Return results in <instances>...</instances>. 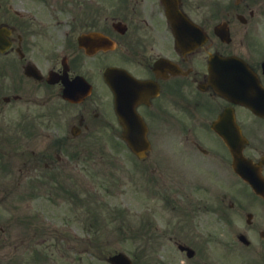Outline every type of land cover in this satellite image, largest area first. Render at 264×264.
<instances>
[{
    "label": "flooded vegetation",
    "instance_id": "af4514ba",
    "mask_svg": "<svg viewBox=\"0 0 264 264\" xmlns=\"http://www.w3.org/2000/svg\"><path fill=\"white\" fill-rule=\"evenodd\" d=\"M11 2L0 24L9 31V49L0 55V202L18 205L25 218L16 220L21 238L11 244L38 245L27 232L44 238L33 230V215L43 219L44 211L68 226L66 234L46 222L56 252L75 249V239L90 247L70 229L76 205L85 210L89 202L76 183L86 178L75 172L82 160L86 167L106 161L108 133L120 176L135 184L136 195L145 188L148 209L139 215L155 216V201L163 204L164 229L148 224L157 229L147 241L165 247V264H264V215L257 213L264 210L256 208L264 200L248 194L246 209L239 207L240 178L213 128L235 116L249 139L244 154L264 174V117L216 90L218 73H230L222 81H242L247 97L264 103V0H33L28 14ZM30 105L36 107L27 114ZM135 113L150 141L143 158L123 139L141 133L131 124ZM35 201L41 216L25 208ZM57 207L64 215L55 220Z\"/></svg>",
    "mask_w": 264,
    "mask_h": 264
},
{
    "label": "rangeland",
    "instance_id": "374dc122",
    "mask_svg": "<svg viewBox=\"0 0 264 264\" xmlns=\"http://www.w3.org/2000/svg\"><path fill=\"white\" fill-rule=\"evenodd\" d=\"M8 1V0H5ZM12 1L11 4L14 7V10L20 11V12H32L33 9H35V3H33V0H9ZM6 11L3 10L0 16V23L4 22L6 19ZM35 105H30L26 107L27 114H31L30 112H33L35 110ZM25 110V106H22L21 112ZM10 118L14 119V114L16 113L15 110H10ZM14 121H12L13 123ZM64 124V123H63ZM65 133V126L60 129V134ZM108 149H112L111 152L114 153V146L113 141L109 142V137L112 135H109L108 133ZM106 138V139H107ZM112 153V154H113ZM113 156V155H112ZM108 158V157H105ZM96 160H99L96 163V166H84L83 160L80 162V168L76 170L75 177L80 176L82 177V180L86 178V181L89 182V185L91 184V192L96 194L97 196H103L107 199L108 203H112L113 208L115 209L114 213L110 215L105 210L101 211L100 214V221L104 222V227L101 228L100 233L93 234L90 232V234H84L78 224L75 221L74 227H70V229L76 233L75 235L81 236L83 238L84 236L88 238L91 241V248L90 249H83L84 243L80 240H73V246L76 247L74 250L70 252V254H66L69 256L70 259L74 258V263L71 262V260L67 261L65 259L60 258V254L56 252L55 245L58 239L55 238L53 234H51L49 228L47 227L46 222L52 225H56L57 229H60L63 233L65 232V228L68 226L66 225L65 221L61 223H55L53 217L51 216H45L44 211L42 212L43 206L40 204V202H28L25 204L27 208V211L32 209V212H35V214H39L43 219L37 218L35 215H33V219H35L36 222H33L34 229L40 228V231L43 234V237L45 238H36L34 239V232L28 231L27 232V238L30 241H35L40 244L42 240H45L43 244L41 245H31L30 247H27L26 249V258L24 255V249L23 248H16L14 245L11 244L14 240H19L21 238V233H19L20 230L16 226V220L20 219L23 221L25 218L20 217L21 211H18L19 207L18 205L14 206L10 203L6 202H0V236L2 237L0 240V264H21V260L25 258L24 261H26V264H108L106 262V258L110 256L111 254L117 253V252H124L128 254L130 257L136 260L137 264H150V249H148L147 246H144L141 241L136 242L133 240H127V238L123 239L120 238V227L122 224L126 222L125 225L135 224V219H138L137 213H141L142 209H147L148 206H145L146 201L142 199V194L140 192V195L135 194V184L132 183L130 180L127 181V179H123L120 174L116 171L114 164L110 163L111 161H114V157H110L108 159L101 160L97 158ZM119 178V180L117 179ZM142 185H139V188H141ZM240 190H243V186H239ZM237 189V192L240 191ZM246 194L248 195L247 190H245ZM114 195V196H110ZM16 202V201H15ZM106 202V205L108 203ZM17 203V202H16ZM123 207L131 208L130 210L132 212L127 213V216L123 214H119L122 216H118V218L115 220V216L113 214H116L118 212V208L122 209ZM42 208V209H41ZM8 209L9 212L6 211ZM40 212H42L40 214ZM54 218L58 216L64 215V212L61 211V207H57L54 210ZM94 213V212H93ZM66 214V213H65ZM46 217V218H45ZM153 220L157 223V226L163 230L164 226V216L160 213L159 215H156L152 217ZM128 219V220H127ZM65 220V219H64ZM76 220V217H75ZM140 222V220H139ZM141 225V224H139ZM53 226V228H54ZM3 227H9L11 228V233L8 231L3 232ZM27 230V228H26ZM143 231H145L143 229ZM66 233V232H65ZM67 234V233H66ZM143 237L147 236V233H142ZM9 241V246H7ZM159 253V258L163 260V257L165 255V247H158L157 248ZM35 251L38 253V257L31 260V257L34 255ZM84 251L86 253L84 254ZM33 253V254H32ZM44 255H50L52 258L51 260H45L43 263V260L45 258ZM37 256V255H36ZM40 257H42V260L40 261ZM83 258V260H80ZM28 259V260H27Z\"/></svg>",
    "mask_w": 264,
    "mask_h": 264
},
{
    "label": "water",
    "instance_id": "95a60500",
    "mask_svg": "<svg viewBox=\"0 0 264 264\" xmlns=\"http://www.w3.org/2000/svg\"><path fill=\"white\" fill-rule=\"evenodd\" d=\"M226 142L228 145H231V147L234 150L235 156H236V161L239 163V166L242 165L243 163V157L239 153V148H237V142H238V137H237V142L236 138L233 137H225ZM256 191L262 195H264V181L258 180L256 183L251 182ZM109 261L112 264H132L131 261L124 255V254H118L116 256H113L109 259Z\"/></svg>",
    "mask_w": 264,
    "mask_h": 264
}]
</instances>
